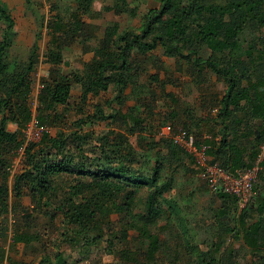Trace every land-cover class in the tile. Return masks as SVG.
Listing matches in <instances>:
<instances>
[{
  "label": "trees",
  "instance_id": "16d2710c",
  "mask_svg": "<svg viewBox=\"0 0 264 264\" xmlns=\"http://www.w3.org/2000/svg\"><path fill=\"white\" fill-rule=\"evenodd\" d=\"M117 1L116 14L137 15L127 0ZM49 2L51 14L45 22L40 4L25 0L49 37L46 57L51 66L38 96L36 119L43 134L37 142H27L24 131L33 117L30 97L40 64L41 32L27 61L11 63L8 51L17 34L16 21L0 3V241L11 242L9 250L0 245V264L17 261L12 253L20 252L19 245L25 252L39 244L47 252L40 215L51 233L59 230L57 225L64 228L61 243L83 245L79 252L87 256L91 246L106 241L119 264H163L160 254L171 253L177 236L187 237V244L171 263L264 264V157L253 201L241 213L233 196L222 189L213 192L218 229L203 247L192 241L188 215L172 194L180 186L178 175L192 171L187 158L199 177L202 174L195 158L170 139L139 138L137 145L131 141L142 134L153 137L164 126L178 130L181 125L197 146H206L210 163L236 172L257 162L264 146V0H158L138 28L121 30L113 22L100 38L86 19L101 17L95 0ZM76 44L82 55L93 54L92 59L81 61V70L65 73V53ZM158 51L173 58L178 70L196 84L215 77L225 85L222 96L209 100L207 115L190 124L185 117L193 118L192 112L180 104L170 111L157 108L161 97L175 102L167 88L176 85ZM151 69L155 72L149 73ZM74 85L80 87L74 100L83 116L67 124L66 110L60 107L71 105ZM108 92L113 93L106 103L109 110L91 101ZM129 101L134 106L124 110ZM88 102L93 104L91 113L84 111ZM95 122H105L110 129L96 134L88 127ZM10 124L17 129L11 131ZM203 125H208L206 134ZM47 127L58 128L53 134ZM20 149L24 167L11 186L5 177ZM61 178L69 185V198L51 213ZM26 196L33 208L24 205ZM231 216L237 227L227 222ZM232 237L233 242H226ZM238 239L252 261L240 260L234 244ZM35 259V264H70L60 250Z\"/></svg>",
  "mask_w": 264,
  "mask_h": 264
},
{
  "label": "rangeland",
  "instance_id": "374dc122",
  "mask_svg": "<svg viewBox=\"0 0 264 264\" xmlns=\"http://www.w3.org/2000/svg\"><path fill=\"white\" fill-rule=\"evenodd\" d=\"M40 4V13L44 16L45 22L50 17L51 11V2L49 0H36ZM128 2V9L129 10H136L137 15L131 16L129 12H124L121 14H116L114 12L116 7H119V3L117 0H95L94 9L100 11L101 17L97 19L87 18V21L97 27L96 34L98 37H102L106 27L116 22L119 24L121 30L134 27L138 28L141 25L144 15L148 12L149 9L155 8L158 5V0H127ZM0 3L3 4L11 13L13 18L16 21V31L17 34L14 37L12 47L8 51L9 61L12 63L14 60L19 62H26L30 51L32 49L33 43L35 41V37L37 32H41V40H40V64L37 68L36 73L34 74L33 79V90L30 97L31 108L32 110L37 108L38 104V96L39 92L43 89L42 80L44 77L47 76L48 70L50 68V64L47 61L46 57V45L49 39L47 34V28H40L39 23H37L35 17L33 16L32 12L30 11L29 7L25 3V0H0ZM64 8L62 7V10ZM1 27L0 24V36H1ZM96 44V41L93 42ZM81 45L76 44L75 46L71 47L65 53V61L69 62V67L66 68L67 71L75 72V70H81V61H89L92 59V54L89 53L88 55H82L81 53ZM156 54L162 56V59L166 62V67L175 77L176 85L175 86H168L167 91L171 92L174 95L175 102L172 101L171 98H163L158 101L157 108L159 110H171V107H176L180 104L183 109L185 110L190 109L192 112L193 118L185 117L187 122L192 124V121L197 118H201L202 116L207 115L208 107L207 104L209 100L215 96H222L225 85L222 82H219L215 77H208V82L202 85L196 84L194 81L189 79L187 75L182 73L178 70L176 66V62L173 58H167L160 54L158 51ZM14 66L10 64V70H13ZM66 71V72H67ZM154 70H149V73H154ZM171 76V75H170ZM144 81L146 82L148 79L147 75L143 76ZM80 93V87L78 85H74L73 88V97L71 100V105L68 106L69 108L60 107V110H66L67 113V124H71L73 121L82 118L83 113L79 112L78 102L74 99L77 98ZM113 98V93L108 92L104 93L102 96L96 99H92L95 103H99L101 105H105V110H109L110 107L106 104L110 102ZM176 103V105H175ZM133 101H129L124 110L127 107L134 106ZM114 106V105H113ZM93 104L88 102L85 106L84 111L86 113L93 112ZM59 127L62 124H58ZM88 127L95 131L96 134H101L106 132L110 129L106 125L105 122H95L93 124H88ZM165 127V126H164ZM163 127V128H164ZM202 132L206 134L208 132V125H203ZM58 127H47L51 133L55 134ZM176 128H182L181 125L177 126ZM9 129L11 131H15L17 126L15 124H10ZM162 129V128H161ZM26 130V129H25ZM196 131V128H195ZM160 130L158 133L151 137L147 134H142L141 136H133L131 141L134 145H137V141L139 138H153L155 140H161L163 138L159 135ZM24 139L27 141L24 131ZM264 146L261 148L263 153ZM186 166L187 168H191L193 171H189L188 173L184 174L183 172L178 175V182L180 184L179 188H175L172 191V194L177 197L179 202L181 203L182 207L184 208L185 212L188 215L189 219V228L191 234L194 235L192 241L196 244L201 246H205V243L210 241L212 234L218 229L217 223L213 217L214 213V196L211 190V187L204 184L201 180L203 178L202 174L199 175L194 170V165L190 162V160L186 159ZM24 167V150L20 149L19 152L15 155L12 159V165L10 173L5 177L7 183L11 186L14 182L15 174L19 173L22 168ZM62 179V178H61ZM59 179L57 182L58 192L56 195L52 197L53 204L49 206V210L51 213L55 212L56 206L61 203H67L69 198V185L65 182V179ZM259 180H257L258 182ZM188 193H191L188 195ZM23 203L28 208H33V204L31 199L26 196L23 199ZM186 204V205H185ZM39 221L38 224L41 223L39 226V231L43 233V240L47 245V252H44L39 244H36L33 251L25 250L23 251L22 245L18 246L20 250L19 253H12L14 254L15 261L12 264H19L18 260L25 261L24 264H35L37 257H42L44 254L50 253L53 255L57 251H61L64 253V257L68 258L70 264H119V261L113 254H110L107 249L106 241L101 242V245L91 246L87 256L80 253L79 250L83 246L80 247H69L64 243H61L60 234L64 229L62 226L57 225L59 230L57 232L51 233L50 230H47L45 226L46 220L44 219L43 215L38 216ZM112 219H116V217H112ZM227 222H229L234 227H237V222L234 218L227 217ZM11 222V221H10ZM37 228V227H36ZM45 232V233H44ZM189 234L188 237L192 235ZM92 236V234L90 235ZM163 237V236H162ZM241 238V237H240ZM187 237L183 239L182 236H177L175 240L172 241V248L170 254L164 256L163 253L160 254V261L163 264H176L171 263L175 255H178L177 251L184 249L185 244H187ZM226 242L230 243L233 242V237L226 240ZM0 245L5 246L6 250H9L11 242H7L6 244L0 241ZM235 250L237 251L239 258L242 262L252 261L253 256L250 253L247 246L242 242V240L235 241ZM82 249V248H81ZM175 262V261H174ZM7 264V263H5ZM156 264H161L160 262Z\"/></svg>",
  "mask_w": 264,
  "mask_h": 264
},
{
  "label": "built area",
  "instance_id": "2783aa9c",
  "mask_svg": "<svg viewBox=\"0 0 264 264\" xmlns=\"http://www.w3.org/2000/svg\"><path fill=\"white\" fill-rule=\"evenodd\" d=\"M32 111V120L25 130L27 142H37L43 134V128L39 126L36 119L35 108ZM159 135L161 138L170 139L174 144L182 147L192 155L201 168L202 176L208 181L212 192L222 189L235 198L237 213H241L253 201L260 171L259 162L264 157V149L263 153L261 152L259 155L257 162L251 168L230 172L222 168L218 163H210L206 153V146H197L194 136L185 129L174 130L171 125H168L160 130Z\"/></svg>",
  "mask_w": 264,
  "mask_h": 264
},
{
  "label": "water",
  "instance_id": "95a60500",
  "mask_svg": "<svg viewBox=\"0 0 264 264\" xmlns=\"http://www.w3.org/2000/svg\"><path fill=\"white\" fill-rule=\"evenodd\" d=\"M69 65H70L69 62H67V61L64 62V64H63V70H64L65 73H71L70 71H67V69H66V68L69 67Z\"/></svg>",
  "mask_w": 264,
  "mask_h": 264
},
{
  "label": "crops",
  "instance_id": "0c3cea01",
  "mask_svg": "<svg viewBox=\"0 0 264 264\" xmlns=\"http://www.w3.org/2000/svg\"><path fill=\"white\" fill-rule=\"evenodd\" d=\"M86 55H88V54H86ZM92 56H93V54H92Z\"/></svg>",
  "mask_w": 264,
  "mask_h": 264
}]
</instances>
